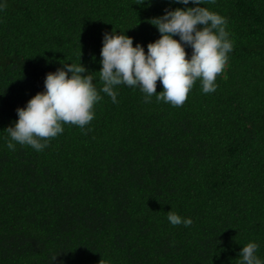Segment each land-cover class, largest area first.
Instances as JSON below:
<instances>
[{"label":"trees","instance_id":"trees-1","mask_svg":"<svg viewBox=\"0 0 264 264\" xmlns=\"http://www.w3.org/2000/svg\"><path fill=\"white\" fill-rule=\"evenodd\" d=\"M136 2L0 0V264H237L250 241L264 260V0L203 5L234 41L215 92L197 82L173 107L120 86L86 133L6 147L16 108L61 61L81 60L99 88L105 31L146 52L160 36L150 19L185 7ZM169 210L193 223L172 226Z\"/></svg>","mask_w":264,"mask_h":264},{"label":"clouds","instance_id":"clouds-1","mask_svg":"<svg viewBox=\"0 0 264 264\" xmlns=\"http://www.w3.org/2000/svg\"><path fill=\"white\" fill-rule=\"evenodd\" d=\"M145 2L137 0L135 4ZM171 2L185 7L166 8L162 15L150 19L160 36L147 44L146 52L142 44L133 45V38L125 30L103 33L99 88L92 74L95 72H89L81 60L79 64L61 61L62 67L48 72L44 90L32 96L25 106L17 107L18 119L3 130L8 137L6 147L15 151L18 144L42 152L51 139L64 132V125L76 126L86 133L95 118L94 106L103 98L101 93L116 104L120 86L139 89L144 103H151L155 97L156 102L173 107L184 104L197 82L202 93L215 92L216 78L225 70L234 48L227 31L228 20L203 6L214 4L215 0ZM190 3L194 6L187 7ZM186 47L191 48L190 55ZM157 81L162 85L160 92L156 90ZM167 221L184 227L193 223L191 218L171 210L167 211ZM258 249L259 244L254 241L243 245L237 264H264L257 255Z\"/></svg>","mask_w":264,"mask_h":264}]
</instances>
